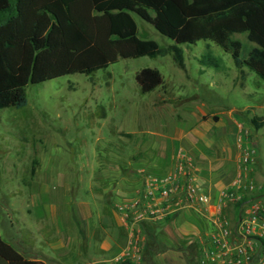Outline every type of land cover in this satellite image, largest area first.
Instances as JSON below:
<instances>
[{
	"label": "rangeland",
	"instance_id": "rangeland-1",
	"mask_svg": "<svg viewBox=\"0 0 264 264\" xmlns=\"http://www.w3.org/2000/svg\"><path fill=\"white\" fill-rule=\"evenodd\" d=\"M133 16L141 39L183 51L184 68L173 52L121 59L89 77L75 74L32 85L26 107L0 110V230L4 239L7 230H16L20 243L37 239L52 263L87 264L96 258L92 251L86 254V246L79 259L57 250L60 242L75 248L77 232L90 226L98 229L96 240L110 227L125 236L117 264H153L147 247L155 239L163 243L160 251L167 246L163 234L157 237L166 220L133 225L118 207L135 197L145 177L172 171L158 174L157 168L176 164L178 139L193 132L235 147L238 170L242 157L253 151L244 172L255 185L251 196L264 203V129L251 123L264 117V81L247 67H236L232 55L213 43L178 46ZM234 39L244 43L246 57L253 45L246 35ZM208 46L223 59L226 73L201 65ZM145 68L157 69L164 79L147 94L136 80ZM195 242L189 237L180 244Z\"/></svg>",
	"mask_w": 264,
	"mask_h": 264
},
{
	"label": "trees",
	"instance_id": "trees-1",
	"mask_svg": "<svg viewBox=\"0 0 264 264\" xmlns=\"http://www.w3.org/2000/svg\"><path fill=\"white\" fill-rule=\"evenodd\" d=\"M134 14L178 46L215 44L232 55L236 67H247L264 81V0H0V110L26 107L32 85L75 74L89 77L121 59L173 52L184 68L180 48L162 49L139 37ZM236 35H246L253 45L244 58V43ZM201 65L227 72L210 46ZM136 80L143 94L164 84L152 68L141 70ZM251 123L264 129V117ZM186 252L191 264H199L200 244ZM0 264L45 263L25 258L0 232Z\"/></svg>",
	"mask_w": 264,
	"mask_h": 264
},
{
	"label": "built area",
	"instance_id": "built-area-1",
	"mask_svg": "<svg viewBox=\"0 0 264 264\" xmlns=\"http://www.w3.org/2000/svg\"><path fill=\"white\" fill-rule=\"evenodd\" d=\"M254 152L242 157V166L230 186L217 198L204 190L194 158L181 149L172 171L145 177L135 197L118 211L124 221L160 223L183 211L193 210L209 218L212 231L203 242L199 264H264V203L252 197L254 183L246 173ZM215 204L217 213L210 216ZM126 221V222H127Z\"/></svg>",
	"mask_w": 264,
	"mask_h": 264
},
{
	"label": "crops",
	"instance_id": "crops-1",
	"mask_svg": "<svg viewBox=\"0 0 264 264\" xmlns=\"http://www.w3.org/2000/svg\"><path fill=\"white\" fill-rule=\"evenodd\" d=\"M208 134V133H207ZM193 132L191 135H185L178 139L179 148H187L189 154L195 159V165L199 171L200 183L205 191L212 193L215 198L220 191L230 186L235 179L238 171L237 151L229 142H219V140L210 142L209 135ZM207 138V139H206ZM205 146H203V142ZM227 141V140H226ZM202 142V145L201 143ZM208 142V143H207ZM202 146V147H201ZM186 151V149H185ZM176 152V151H175ZM175 152L173 159L175 160ZM188 152V151H187ZM172 159V160H173ZM198 159V160H197ZM175 163L172 161L169 164L157 168L158 174H165V172L173 170ZM215 204L209 208L210 216L217 213ZM82 214L88 218L91 213L82 211ZM78 227V226H77ZM79 229V227H78ZM116 228H107L102 233V238L96 240L94 233L97 228L87 226L86 233L77 232L74 241L73 249L69 250L66 243L60 242L61 246L57 247L63 256H66L68 251H71L70 258H80L81 255L94 252L96 258L87 264H117L119 260L117 251L126 243L125 236L121 234ZM10 230V229H9ZM7 230L3 239L12 245L16 250L29 260L42 261L45 264H64V262L52 263V259L46 254L41 242L34 239L33 242H21L16 233V230ZM80 230V229H79ZM212 231V224L209 218L193 211L186 210L173 217L166 219L163 229L157 230V237L160 234L165 236L167 246L161 251L162 241L155 239L154 245L150 248L149 258L153 264H191L189 261L186 248L180 244L181 240L193 237L202 248L203 243L208 241V236ZM205 239V240H204ZM81 240V241H80ZM204 240V241H203ZM164 241V240H163ZM82 246H86V254L82 253ZM68 255V253H67ZM67 264H81L76 260H71Z\"/></svg>",
	"mask_w": 264,
	"mask_h": 264
}]
</instances>
